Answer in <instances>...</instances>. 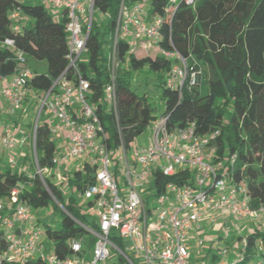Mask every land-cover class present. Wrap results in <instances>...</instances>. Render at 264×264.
Returning a JSON list of instances; mask_svg holds the SVG:
<instances>
[{
  "label": "built area",
  "instance_id": "2783aa9c",
  "mask_svg": "<svg viewBox=\"0 0 264 264\" xmlns=\"http://www.w3.org/2000/svg\"><path fill=\"white\" fill-rule=\"evenodd\" d=\"M44 1L58 12L59 17L65 12L68 65L48 90L35 91L30 85L35 72L28 66L24 51L16 47L13 39L0 41L3 47L13 50L17 60L12 75L0 76V97L7 103L11 115L25 110L30 95L38 99L37 117L40 120L42 115L45 116L43 121L58 148L53 167L42 170L34 136V163L46 186L44 173L47 171L62 187L68 185V177L73 172L91 170V182L82 189L73 187V192L87 199L86 206L82 207L88 222L75 219L84 228L85 235L68 241L72 251L70 256L60 257L55 250L45 254L43 240L47 234L44 226L36 211L22 198L28 185L17 184L7 197H0V242L3 244L0 264H24L33 260H40L42 264L241 262L248 248L247 236H240L234 248L224 246L219 249L205 246L202 237L206 223L224 225L229 215L236 221L264 224V206L253 207L246 183L233 177L237 154L216 158L219 130L199 134L194 122L184 127H172L168 117L161 115L152 122L146 145L133 141L127 146L122 139L117 146L110 145L98 113L99 105L91 101L93 89L81 67V62L87 61L94 0ZM171 1L176 7L182 3H195V0ZM149 7L150 0H138L132 5L123 2L120 7L108 55L110 81L101 101V105L114 112L116 118V76L122 65L118 57L119 40L129 43L128 54L137 56L139 50L154 47L158 54L175 60L165 79L169 88L182 91L184 87L192 88L202 81V71L196 61L191 66L178 52L159 46L162 20L150 19ZM10 19L13 28L19 30L26 17L17 8L10 13ZM24 142L10 125L3 126L0 119V154H8L11 166L16 164L13 150ZM186 173H191V177L183 183L163 182L166 177L179 175L181 178ZM118 174L124 179L123 188L118 186ZM87 235L93 237L89 257ZM257 245L261 251L264 249L262 241ZM197 252L201 253L199 259H195Z\"/></svg>",
  "mask_w": 264,
  "mask_h": 264
},
{
  "label": "trees",
  "instance_id": "16d2710c",
  "mask_svg": "<svg viewBox=\"0 0 264 264\" xmlns=\"http://www.w3.org/2000/svg\"><path fill=\"white\" fill-rule=\"evenodd\" d=\"M137 1L94 0L87 61L81 62L83 75L93 89L91 101L99 105L98 113L109 135V144L115 147L122 139L130 146L157 119L147 95H140L132 88L133 73L147 66L158 78L163 77L166 108L162 115L168 117L170 126L184 127L194 122L199 134L219 130L216 158L236 153L233 177L246 183L253 207L264 206V0H195L193 5L182 3L178 7L171 0H150V19L162 20L159 46L178 52L191 66L196 61L197 67L204 66L206 72L201 69L202 81L198 86L184 87L182 91L169 88L165 76L175 60L160 54L155 58L128 54L129 43L119 40L118 57L122 65L116 76V118L114 112L101 105L110 81L107 52L111 50L121 4L132 5ZM17 8L26 17L19 30L13 28L10 19V13ZM63 15L55 18L42 3L0 0V41L13 39L27 56L48 64V72H35L30 82L35 91L48 90L68 65L65 12ZM101 15L107 17L105 22L100 20ZM16 66L13 50L0 43V76L12 75ZM34 136L39 167L49 170L58 148L41 118ZM189 177L191 173H186L181 178L166 177L163 182L183 183ZM44 179L47 186L39 174L29 177L25 172L11 169L0 171V197H7L15 185L26 184L22 198L35 211L52 207L61 214L59 228L39 220L53 240L55 252L67 257L72 254L68 241L85 235L75 219L88 222L83 207L73 195V187L82 189L93 180V174L87 169L85 173L69 175L67 184L72 193H66L45 173ZM247 239V252L238 264H264V249L257 250L259 241L264 244V232L255 229ZM2 247L0 242V250ZM24 264L42 263L33 260Z\"/></svg>",
  "mask_w": 264,
  "mask_h": 264
},
{
  "label": "rangeland",
  "instance_id": "374dc122",
  "mask_svg": "<svg viewBox=\"0 0 264 264\" xmlns=\"http://www.w3.org/2000/svg\"><path fill=\"white\" fill-rule=\"evenodd\" d=\"M25 1L28 3H42L45 6H47L44 0H25ZM50 12L55 18L59 17L56 11L50 9ZM106 18H107L106 16L101 15L100 20L105 22ZM107 53L109 55V51ZM157 55H158L157 49L154 47L150 50H139L137 52V56L139 57L149 56L151 58H155ZM26 59H27V64L32 69V71L41 74H45L48 72V64L45 60H37L34 57L27 55H26ZM200 69H203V71L206 72L204 66L200 67ZM162 82H163V77L161 79L158 78L157 74L153 71H150L147 66L134 72L132 77V88L140 95L143 94L147 95L149 102L153 107V114L156 115L157 117L161 116L166 108V99L162 95L163 92ZM198 89L201 90V87H198ZM2 110L4 112H1ZM38 112H39L38 99H35L33 95H30L29 100L26 104L25 112H23L21 115L22 116L21 124L23 125L24 132H23V138L20 139H24L25 142L21 143L18 148L13 150V156L16 159V164L13 166H11L8 162L7 153L0 154V171L11 169L14 172H25V174L29 177H33L35 176V174H37L38 168L37 165L34 163L33 140H34V132H35V125H36ZM9 113L10 110L8 107L6 108L5 105H0V119L3 120L4 126H7L9 124L16 132L15 134H17L19 132L18 124L13 121L12 119L13 116L12 118L8 117ZM44 118L45 116L42 115L41 121H43ZM151 130H152V122L145 127L144 131L134 140V143L138 145L139 144L146 145L149 141ZM49 173H50L49 171L45 172V176L50 178L51 180H54V182L56 183L57 182L56 179L51 177ZM116 179L119 188H123L124 179L121 178V175L118 174L116 176ZM62 187L66 193H72V189L68 185L67 186L63 185ZM73 195L75 196L79 205L86 206L87 199L84 196L79 197L78 192H73ZM36 213L39 219L40 218L43 219L45 222L51 224L56 228L60 227V222L62 218L61 214L53 210L52 207L41 208L37 210ZM255 229L264 232V224L257 225L254 221H249V220L236 221L235 218H233V216L229 215L228 222L224 225L223 224L210 225L209 223H206L204 234L202 237L205 240V246H212V248L214 249H219L224 246L234 248L236 243L239 241L240 236L246 237L250 232H253ZM219 237L222 238L215 241ZM87 239H88V244L86 246L87 247L86 253H87V257H89L90 251L93 247V237L91 235H87ZM43 241L45 243V251H44L45 254L53 252L54 243L52 242V240H50L48 236H45ZM257 250L261 251L258 247ZM111 252L113 254H116V252L113 251V249H111ZM200 256L201 253L197 252L195 255V259H199Z\"/></svg>",
  "mask_w": 264,
  "mask_h": 264
},
{
  "label": "crops",
  "instance_id": "0c3cea01",
  "mask_svg": "<svg viewBox=\"0 0 264 264\" xmlns=\"http://www.w3.org/2000/svg\"><path fill=\"white\" fill-rule=\"evenodd\" d=\"M57 14H58V12H56ZM55 13V14H56ZM56 14V15H57ZM30 97V96H29ZM29 97H28V99L26 100V102H25V106H24V109H26V104H27V102H28V100H29ZM35 101V100H34ZM0 105H5L6 106V108L8 107V105H7V103L5 102V100L2 98V97H0ZM2 107V106H1ZM1 112H4L3 110L1 111ZM23 112H25V110L24 111H21V112H17L15 115H17V116H15V115H11L10 113H9V115H8V117L9 118H12V116H13V121L14 122H16L17 124H18V127H19V132L16 134V136L18 137V138H23V132H24V129H23V125L21 124V121H22V119H21V115H22V113ZM2 121V124H3V120H1ZM20 124V125H19ZM9 125V124H8ZM7 125V126H8ZM3 126H4V124H3ZM16 133V132H15ZM19 151V150H18ZM2 154H4V153H2ZM1 171H3V170H1Z\"/></svg>",
  "mask_w": 264,
  "mask_h": 264
},
{
  "label": "water",
  "instance_id": "95a60500",
  "mask_svg": "<svg viewBox=\"0 0 264 264\" xmlns=\"http://www.w3.org/2000/svg\"><path fill=\"white\" fill-rule=\"evenodd\" d=\"M38 121H39V118L37 117V119H36V124L38 123ZM40 177H41V179H43V176L42 175H39ZM60 206H61V208L63 209V210H65L64 208H63V206L60 204V203H58Z\"/></svg>",
  "mask_w": 264,
  "mask_h": 264
}]
</instances>
